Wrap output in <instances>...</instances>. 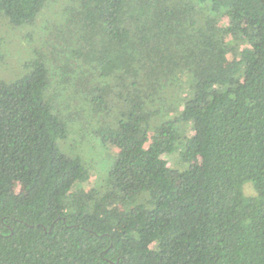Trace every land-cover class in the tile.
Instances as JSON below:
<instances>
[{
	"label": "trees",
	"instance_id": "obj_1",
	"mask_svg": "<svg viewBox=\"0 0 264 264\" xmlns=\"http://www.w3.org/2000/svg\"><path fill=\"white\" fill-rule=\"evenodd\" d=\"M4 26L40 35L0 80V264H264V0H0ZM79 39L137 97L90 188L58 143L99 98L45 63Z\"/></svg>",
	"mask_w": 264,
	"mask_h": 264
},
{
	"label": "rangeland",
	"instance_id": "obj_2",
	"mask_svg": "<svg viewBox=\"0 0 264 264\" xmlns=\"http://www.w3.org/2000/svg\"><path fill=\"white\" fill-rule=\"evenodd\" d=\"M226 21V18H222V22ZM43 23L42 20L38 19L37 25ZM39 35V30H37L34 36L38 38ZM37 38L33 40L25 28L13 31L6 26L0 27V80H15L29 70L27 62L31 58V50L39 44ZM94 41L95 49L99 50L100 45L97 44L99 37L95 36ZM81 42L82 39H79L62 44L56 53L47 55L45 63L50 69L55 68L59 64H65V72L70 70L68 73L69 77L74 81L82 79L83 88L84 90L87 88V94H94L99 98L100 103L97 110L91 104L83 103L76 108L74 118L67 122L65 121L68 131L66 139L58 143L59 150L63 154L80 161L88 175V181L84 186L90 188L95 186L97 181L98 164L103 163L100 159L104 157L103 154H105V157L107 156L104 150L108 152L116 150L111 138H108L105 146H101L98 133L103 130H114L126 123L128 114H131V108L135 105L137 97L127 87L128 82L122 83V80L126 81L128 79L129 82L133 80L131 79L134 74L133 66H128L126 70L115 69L111 61H106L103 56L99 55L105 62V65L103 64L99 71L101 73L108 72L107 76L102 75L103 77H101L98 72H94L95 69L98 71L97 63L94 61L95 58H93L94 54L87 59L82 55L75 56L76 54H85L79 48ZM77 51L80 53H77ZM139 103L143 105L140 99ZM158 104L156 102L155 106ZM164 105L165 111L173 106L169 100L166 104L164 102ZM145 106L146 110H150L151 106L154 107L153 110H156L154 104L149 105L150 107L146 104ZM161 116L163 114L159 112V115L154 117L157 119ZM179 128L178 126L177 129ZM174 162V156L169 157V165H174ZM12 189L15 193L22 191V187L19 184H14ZM243 191L246 196L254 195V191L249 184L243 186Z\"/></svg>",
	"mask_w": 264,
	"mask_h": 264
}]
</instances>
